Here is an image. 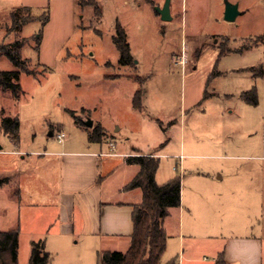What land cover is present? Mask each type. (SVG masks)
<instances>
[{
  "label": "rangeland",
  "instance_id": "374dc122",
  "mask_svg": "<svg viewBox=\"0 0 264 264\" xmlns=\"http://www.w3.org/2000/svg\"><path fill=\"white\" fill-rule=\"evenodd\" d=\"M97 1L100 16L93 7L81 6L79 0H0V43L26 38L21 55L30 60V68L37 74L22 72L20 99L0 89V111L18 119L16 148L21 151L9 153L14 144L0 129V146L6 152L0 155V172H10L11 159L22 162L20 156L25 155L23 167L33 160V167L38 168V163L49 174L50 182L37 208L38 231L45 237L57 232L59 225V160L50 152L87 150L97 124L105 133L101 142H114L118 152L157 155L159 151L158 183L180 176L186 194L191 190L190 180L184 182L177 164L182 162L188 172L187 164L213 161L225 170L223 184L229 186L234 173L230 165L241 163V157L249 153L245 145L253 137L257 139L248 133L254 108L241 94L251 88L252 73H260L249 67L259 68L264 61V44L254 46L263 40L260 6L246 14L248 0H172V19L165 20L157 12L155 0ZM227 1L240 6L232 21L225 19ZM19 7L27 8L24 15L32 20L18 33L8 32L10 12ZM117 21L126 30L133 66L119 64V50L112 39ZM17 69L6 56L0 57V71ZM138 89L141 108L134 106ZM89 119L91 127L85 123ZM60 132L66 135L62 141L56 136ZM108 142L106 152L111 149ZM33 151L44 155L27 156ZM208 154L216 158L206 157ZM119 159L117 166L123 157ZM123 165L116 172L118 177L130 169ZM220 217L219 231L212 232L194 229L186 220L182 224L177 212L167 218L170 238L163 260L184 248L185 255L206 256V263L211 264L213 245L206 234H222L219 242L224 250L231 233L227 225L233 216ZM77 239L61 236L52 241L48 264H97L93 247L86 239L75 243ZM31 248L28 236H23L19 264H29Z\"/></svg>",
  "mask_w": 264,
  "mask_h": 264
},
{
  "label": "crops",
  "instance_id": "0c3cea01",
  "mask_svg": "<svg viewBox=\"0 0 264 264\" xmlns=\"http://www.w3.org/2000/svg\"><path fill=\"white\" fill-rule=\"evenodd\" d=\"M155 1L159 3L156 5L159 7L165 2V0ZM257 6L261 7L264 16V0H248L243 11L250 14ZM170 10L172 14V0ZM260 35L263 40L254 46L264 44V33ZM259 65L264 69V61ZM249 69L259 71L257 66H251ZM251 76V87L256 86L259 103L257 105L245 103L254 108L248 118V133L251 136L256 135L257 139L253 137L252 141L245 145L249 153L241 157V163L230 165L234 173L230 176L232 181L229 186L223 184L225 170L216 163L214 165L213 161L202 165H196L195 162L187 164L188 172L182 162L177 164L176 170L178 167L181 168L184 182L190 180L191 190L186 194L183 184L180 206L172 207L169 215L164 219L168 244L170 236L167 218L176 212L182 224L186 220L194 229L209 232L219 231L222 220L220 215L231 214L233 219L229 218L230 223L228 225L226 223L227 227L231 228V233L226 238L224 250H220L219 238L222 234H206L207 242L213 245L211 264H215L218 254L222 251L229 264H264V72L262 74L253 72ZM4 134L10 138L5 132ZM107 142L108 140L90 141L87 150L61 148L50 152L59 160L56 197V203L59 205V225L57 232L49 237L38 231L40 225L37 208L41 205L38 199L44 198L46 183L50 182V176L44 168H39L38 163V168L33 167V160L28 161V165L23 167V160H27L25 155L20 156L22 162L15 161V158L11 159L10 172L6 170L9 174L0 172V176L9 177L7 183L0 185V230L6 231L17 227L20 231L19 247L23 236L27 235L31 245L35 241L44 240L46 250L49 252H51L49 244L59 237L71 236L73 240L78 236L79 239L75 243H80V239H86L93 247L96 262L100 251L125 252L133 232L134 205L140 203L143 197L141 188H127L138 173L139 166L128 163L126 157L143 153L133 150L118 152L115 150L116 147L106 152L104 146ZM13 144L14 149L8 150L9 153L19 154L21 151L16 148L18 144L14 142ZM208 149L213 150V147ZM4 153L6 152L0 146V155ZM27 154V156L44 155V152L33 151ZM156 156H161L159 151ZM120 157H123V161L117 166ZM206 157L216 158L213 154H208ZM122 164L125 170H128V167L130 169L124 176L118 177L116 172ZM214 166H218L215 171ZM31 197L35 199L31 202L25 200ZM238 214H240L238 218H234ZM30 222H32L31 226ZM184 240V237L181 238L182 244ZM171 260H175L176 264H208L206 262L209 258L187 256L183 248L179 254L169 260L164 261L162 256L161 264Z\"/></svg>",
  "mask_w": 264,
  "mask_h": 264
},
{
  "label": "trees",
  "instance_id": "16d2710c",
  "mask_svg": "<svg viewBox=\"0 0 264 264\" xmlns=\"http://www.w3.org/2000/svg\"><path fill=\"white\" fill-rule=\"evenodd\" d=\"M81 6H91L97 16L101 15V8L97 0H79ZM28 10L19 7L10 12V25L8 32L18 33L24 24L32 20L30 15H24ZM113 42L119 50V64L133 66L134 57L124 26L116 22ZM26 38L16 39L10 43H0V57L6 56L19 69L0 71V89L9 92L20 99L23 94L21 84L22 72L37 76L30 68V60L23 58L21 49L26 43ZM250 47V45H248ZM262 74L264 69L259 67ZM243 100L251 105L259 103L257 88L253 85L249 90L242 92ZM135 107L141 108L142 92L138 89L134 95ZM0 111L1 129L18 144L20 140L19 122L17 118L6 116ZM105 133L100 124L95 125L90 141L101 142ZM130 164L139 166V171L127 185V188H141L142 201L134 205L132 219L133 232L130 244L125 252L119 250H103L98 253V264H161V258L166 250L168 235L164 227V219L169 215L172 207L181 204V177L174 176L163 183H158L156 174L160 166V157L153 154H136L126 157ZM9 181L8 176H0V185ZM19 228L0 230V264H19ZM51 254L46 250L45 241L39 240L32 243L29 264H48ZM166 264H176L171 260ZM215 264H229L224 251L218 254Z\"/></svg>",
  "mask_w": 264,
  "mask_h": 264
},
{
  "label": "water",
  "instance_id": "95a60500",
  "mask_svg": "<svg viewBox=\"0 0 264 264\" xmlns=\"http://www.w3.org/2000/svg\"><path fill=\"white\" fill-rule=\"evenodd\" d=\"M170 3L171 0H165V3L163 4L162 7L157 6L156 10L157 12L161 15V17L165 20H170L172 19V15H171V10H170ZM240 13L239 11V5L238 4H234V3H230V2H226V8H225V19L232 21L234 20L237 15ZM86 125L88 126H93V121L92 120H87ZM52 134V132L50 133Z\"/></svg>",
  "mask_w": 264,
  "mask_h": 264
},
{
  "label": "built area",
  "instance_id": "2783aa9c",
  "mask_svg": "<svg viewBox=\"0 0 264 264\" xmlns=\"http://www.w3.org/2000/svg\"><path fill=\"white\" fill-rule=\"evenodd\" d=\"M181 63H184V60H182ZM56 136H57V138H58L59 141H62L66 137V135H65L64 132H60ZM110 145H111V149H114L115 148L114 143H111ZM175 168H177V167H175Z\"/></svg>",
  "mask_w": 264,
  "mask_h": 264
}]
</instances>
